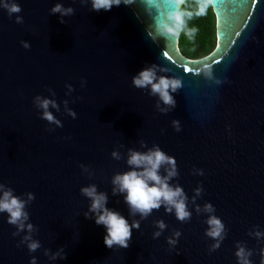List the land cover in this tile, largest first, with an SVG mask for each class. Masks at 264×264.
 Returning <instances> with one entry per match:
<instances>
[{
  "label": "water",
  "instance_id": "water-1",
  "mask_svg": "<svg viewBox=\"0 0 264 264\" xmlns=\"http://www.w3.org/2000/svg\"><path fill=\"white\" fill-rule=\"evenodd\" d=\"M16 2L23 23L0 8V182L16 195L34 193L27 210L41 248L29 253L26 246L17 247L21 237L12 236L15 227L0 213V264H29L33 255L37 264H237L236 241L253 249L251 260L260 264L264 238L257 241L248 231L254 225L264 231V0H215L217 44L199 58L182 52L180 36L153 39L152 17L158 13L153 7L150 16L145 0L100 12L90 11V3L60 0L75 9L64 24L49 11L57 0ZM159 2L162 11L172 8L168 0ZM22 40L31 47L25 49ZM151 64L159 66L158 76L182 80L172 93L176 107L166 114L156 110L158 97L131 82ZM205 66L223 82L197 74ZM66 84L75 89L70 95ZM37 94L60 104L59 112L50 111L63 127L41 119L33 105ZM64 100L75 119L64 112ZM173 119L180 120L181 131L173 128ZM153 144L176 158L179 176L171 182L189 197L187 223L163 207L144 220L131 217L123 195L112 193V176L128 170L127 150L146 151ZM113 149L122 159L111 156ZM81 164L89 166L91 176ZM194 167L204 175L192 174ZM89 184L107 193V207L130 223L140 220L128 248H108L104 226L84 216L90 200L80 188ZM198 184L204 191L196 203L211 202L228 230L211 254L206 214L197 215L191 203ZM159 219L168 227L154 239ZM172 229L182 235L169 248ZM60 247L64 259L43 254L44 248Z\"/></svg>",
  "mask_w": 264,
  "mask_h": 264
},
{
  "label": "clouds",
  "instance_id": "clouds-1",
  "mask_svg": "<svg viewBox=\"0 0 264 264\" xmlns=\"http://www.w3.org/2000/svg\"><path fill=\"white\" fill-rule=\"evenodd\" d=\"M137 0H79L81 5L90 3V11L100 12L110 11L113 6L119 7L121 4L125 6L135 5ZM172 8L168 11H162V5L159 0H145L146 10L152 16V8L155 7L157 15L152 17L151 32L153 39L178 38L184 34L189 40L194 39L198 29L189 27V21L194 18L202 17L207 14L210 6L215 4V0H168ZM0 8L7 11L11 18L15 16L16 23H23V17L18 15L22 9L16 0H0ZM50 14H59L60 23H66L65 17L72 16L75 9L72 6L65 7L60 0L50 8ZM25 49L31 47L26 40L20 42ZM159 66L151 64L144 67L137 74L132 76V85L137 89H145L148 95L158 97L156 102V110L160 113H168L176 107V100L172 93H176L182 87V80L166 75L157 74ZM203 72L204 75L220 84L223 81L213 76L210 67L205 66L197 69V74ZM227 78H225L226 81ZM86 81L81 78V87H84ZM67 93L70 95L75 89L73 85L66 84ZM47 91L55 97L56 93L53 89L48 88ZM76 99H80L77 97ZM75 103V100L72 101ZM64 112L73 119L77 117V113L70 108L69 101L63 102ZM163 105V107L161 106ZM33 105L40 111L41 119L46 120L49 125L63 127L59 120L50 108L60 111V104L53 98L37 94L33 98ZM173 128L181 131V123L178 119L171 121ZM47 131H55V128L49 127ZM163 131V130H162ZM141 148H146V142H140ZM111 156L116 159H122L121 153L113 149ZM126 163L129 166L127 171L117 172L112 176L111 183L113 185V195L122 194L125 204L128 207L129 216L135 217L139 215L141 220L149 217L154 210H160L161 207L168 214L175 215L176 219L181 223H187L192 218V211L189 210V197L184 188L179 183H172L174 178L179 176L176 158L163 151L159 145L153 144L146 151H139L132 148L127 150ZM84 173H88L89 166L80 165ZM192 174L204 175L203 169L193 168ZM203 185L198 184L193 189L191 203L197 215L206 214L205 236L210 238L213 243L208 246V251L211 254L220 248L222 241L227 236V228L222 219L215 214V207L211 202H205L202 206L196 203L203 193ZM80 193L90 200L88 210L84 216L89 219H94L97 225H102L106 229L104 243L108 248H128L132 239L133 229L139 230L140 220L133 219L131 223L117 210L107 207L108 196L103 191H98L95 184L82 186ZM35 199L32 192L24 193L23 196L14 194V189L3 182H0V213H7V223L15 227L12 236H20L17 247L26 246L29 253H34L41 248V242L34 239L33 236L38 232V226L30 222V215L27 210L28 206ZM91 214V215H90ZM156 229L152 236L154 239L159 238L162 232L168 227L163 219L154 221ZM23 233V235H21ZM182 233L179 229H172V234L166 237L169 248L177 245L179 237ZM250 237H255L257 241L264 238V231L254 225L248 231ZM235 256L237 264H253L251 257L254 250L248 248L245 242L236 241ZM43 254L49 260H57L66 258V253L63 247L52 252L48 248H44ZM260 264H264V247L259 249ZM29 264H37L36 256H31Z\"/></svg>",
  "mask_w": 264,
  "mask_h": 264
},
{
  "label": "trees",
  "instance_id": "trees-1",
  "mask_svg": "<svg viewBox=\"0 0 264 264\" xmlns=\"http://www.w3.org/2000/svg\"><path fill=\"white\" fill-rule=\"evenodd\" d=\"M189 27L198 29L194 39L189 40L184 34L180 35V49L191 58H199L213 51L217 44L216 16L212 6L207 14L189 21Z\"/></svg>",
  "mask_w": 264,
  "mask_h": 264
}]
</instances>
